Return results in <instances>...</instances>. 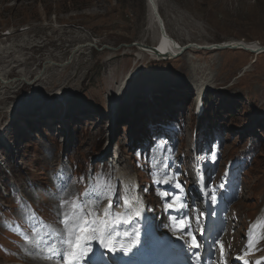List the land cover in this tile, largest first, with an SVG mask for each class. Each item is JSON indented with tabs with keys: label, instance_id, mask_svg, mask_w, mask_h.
I'll return each instance as SVG.
<instances>
[{
	"label": "rangeland",
	"instance_id": "374dc122",
	"mask_svg": "<svg viewBox=\"0 0 264 264\" xmlns=\"http://www.w3.org/2000/svg\"><path fill=\"white\" fill-rule=\"evenodd\" d=\"M154 3L163 29L179 46L238 40L264 47V0ZM149 15L146 0H0V77L10 81L9 87L0 85V231L10 227L7 217L25 226L30 219V208L13 203L9 192L17 194L20 204H48L40 196L49 184H39L46 156L53 157L54 172L65 181L49 197L60 213L77 217L81 203L83 212L100 215L109 189L135 161L138 167L131 175L142 179L140 171L153 182L176 169L164 154L167 148L177 150L178 168L192 167V109L203 83L211 103L206 107L210 117L197 119L201 133H207L204 122L211 119L215 127L208 138L217 134L224 159L247 146L258 153L241 177L240 198L234 203L242 222L258 213L264 202V53L186 49L172 60L146 54L140 59V49L129 45L158 42ZM145 94L152 100V114L140 108ZM165 99L181 106H169ZM147 120L158 128L145 127ZM140 126L144 137L138 135ZM146 138H161L162 151L158 142L144 146ZM85 163L106 169L96 176L98 184L79 182ZM68 165L74 170L68 171ZM88 192L95 195L85 197ZM120 208L121 203L116 211ZM11 256L13 260L0 258V264H14Z\"/></svg>",
	"mask_w": 264,
	"mask_h": 264
},
{
	"label": "snow or ice",
	"instance_id": "6c2138e0",
	"mask_svg": "<svg viewBox=\"0 0 264 264\" xmlns=\"http://www.w3.org/2000/svg\"><path fill=\"white\" fill-rule=\"evenodd\" d=\"M181 187L179 184L176 185L177 189ZM94 195L93 192L85 193V197L89 198ZM98 199L99 197H97ZM213 200H215V195H213ZM115 202L114 197H109L108 207L104 210L102 216L91 211L83 212L84 205L82 203L79 217L76 216L75 212H61L60 222L64 231L55 234L53 239L45 238L41 240L40 245L52 249L51 258L55 259L57 264H117L119 259L117 254L122 253L124 257H127L132 252L133 247L140 241L139 225L135 228L127 227L130 223H136L135 221L117 219L115 223H112L107 220L109 215H115L112 209ZM61 203L66 202L62 201ZM182 204L181 196L173 193L171 202L167 203L165 207L173 209L182 206ZM176 226L178 229H182L185 226V221L180 220ZM120 232L124 233L127 242L118 245L114 241L113 234L115 233L118 236ZM188 235L191 237L192 233L189 232ZM145 236L148 240L154 241L156 239L152 233L147 231ZM93 242L98 244L99 259H95L98 249L93 247ZM199 247L197 240L193 238L191 248L197 249ZM220 247L221 256H223V246L220 245ZM192 255L198 257L199 254L193 252ZM189 259H191V256ZM123 264H129V262L123 261ZM256 264H264V261H257Z\"/></svg>",
	"mask_w": 264,
	"mask_h": 264
},
{
	"label": "bare ground",
	"instance_id": "6f19581e",
	"mask_svg": "<svg viewBox=\"0 0 264 264\" xmlns=\"http://www.w3.org/2000/svg\"><path fill=\"white\" fill-rule=\"evenodd\" d=\"M154 2H155V0H147L148 8H149V13H150V11H152V13L154 14L155 19L159 21L161 19H160L159 13H158V9H157V14L155 12L157 6H156V3H154ZM154 17L152 16L153 19H154ZM156 27L158 28V24H156ZM156 36H158V42H157V44L156 45L153 44L155 46H148L146 44H142V46H143L142 48H144L145 50H139L140 53L137 54L138 58L141 59L142 54H146L148 57H151V58L155 57L153 55L154 54L153 51H151L149 49L151 47L154 48V49H156L159 53H161V55H168L169 56V58H168L169 60L174 59L180 53L182 54L184 51H186V49L185 50H181V48H182L183 45L182 46H179L177 42H174L175 40H173L170 37V35H168V33L166 32V30H165V35H161L160 29H158V35H156ZM234 43H239L241 46H243L244 48L249 49V50H252V49L253 50H256L259 47H262V46H260L259 44L255 43V42L254 43H252V42L248 43V42L238 41V40L237 41H231V42H224L223 45H230V44H234ZM218 45H221V44H218ZM234 45H238V44H234ZM209 46H211V45L201 46V48H198L197 45H192V46H189V48H187V49L188 50H192V49H195V50H206V51L214 50V49H207ZM203 47H206V49H202ZM238 48L239 47H237L236 49H238ZM238 50H243V49H238ZM217 51H220V50H217ZM256 52L257 51H255V53H254L255 56L263 53V52H258V53H256ZM7 81H8V79H5V77H4V79H3V77H0V85H2L4 87H9L10 81L9 82H7ZM203 84L200 85L199 89L197 88V92L198 93H199V91H202L203 90ZM206 84L208 85L207 82H206ZM121 87H122V85L120 84V86L116 88V90L112 94L113 97L116 98V96H118L117 94H119ZM104 210H103V213H104ZM107 220L109 222H112V223H115L117 221V219H115V218H112L111 219L109 217H107ZM120 234H123V232H120ZM114 241L115 242H118L119 241V238L114 236Z\"/></svg>",
	"mask_w": 264,
	"mask_h": 264
},
{
	"label": "water",
	"instance_id": "95a60500",
	"mask_svg": "<svg viewBox=\"0 0 264 264\" xmlns=\"http://www.w3.org/2000/svg\"><path fill=\"white\" fill-rule=\"evenodd\" d=\"M160 33H161V35H165V31L161 27H160ZM234 44H238V45H234ZM234 44H230V45H223V44H221V45H211L207 49H214V50H221V51H223V50H235L237 47H239L238 49H243V51L248 52V53H252V54H254L255 51H257L256 53H258V52H263L264 53V47H259L256 50H253V49L252 50H249V49H246L243 46H241L239 43H234ZM131 46H134V47H136L137 49H140V50H145L144 48H142L143 46L140 45V44L129 45V47H131ZM187 48H189V45L182 47L181 50H185ZM149 49L151 51H153V53H154L153 55L158 60H166V59L169 58L168 55H161V53H159L156 49H154L152 47L149 48ZM202 49H206V48L203 47Z\"/></svg>",
	"mask_w": 264,
	"mask_h": 264
},
{
	"label": "trees",
	"instance_id": "16d2710c",
	"mask_svg": "<svg viewBox=\"0 0 264 264\" xmlns=\"http://www.w3.org/2000/svg\"><path fill=\"white\" fill-rule=\"evenodd\" d=\"M97 146H98V145L96 144V147H97ZM3 175H4V176H7V172H6V171L3 172ZM16 178L18 179V181L20 180V177L17 176Z\"/></svg>",
	"mask_w": 264,
	"mask_h": 264
}]
</instances>
